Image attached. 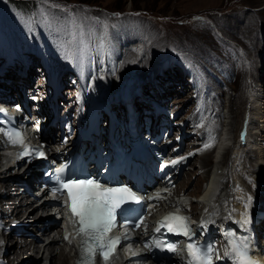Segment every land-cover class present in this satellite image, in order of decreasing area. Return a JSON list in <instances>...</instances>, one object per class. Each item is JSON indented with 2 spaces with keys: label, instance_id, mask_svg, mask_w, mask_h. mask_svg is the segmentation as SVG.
Returning <instances> with one entry per match:
<instances>
[{
  "label": "rangeland",
  "instance_id": "374dc122",
  "mask_svg": "<svg viewBox=\"0 0 264 264\" xmlns=\"http://www.w3.org/2000/svg\"><path fill=\"white\" fill-rule=\"evenodd\" d=\"M3 1H5L10 19L18 27L31 24L33 17H36V21H41L44 18L52 23H60L61 19L64 18V13H69L70 17L72 14L81 15L88 20L94 18L96 21L93 20L90 29L95 30L99 28V25L103 26L102 22L124 25V21H131L132 27H135L136 24L140 25L146 33L148 32V36H151L150 49L154 60H159L169 53H174L176 58H183L185 55L186 58H192L190 62L201 69L211 67V60L217 55H207L203 53L204 51H220L223 49L224 43L234 42L238 47L243 46L247 59L243 66L244 75L240 76L238 70L236 79L229 84L225 91L223 86L222 97L220 96L224 103L223 109H231V111L226 113L228 117H225V113L222 115V131L225 134L228 133L230 139L233 138L235 141L236 130L241 120L239 118L242 117L243 113L242 108L243 106L245 108L248 80H254V84L262 85L261 98L264 104V0H89L88 2L81 0H29L28 4L32 6L30 11L32 16L30 17L23 15V12L19 11L20 8L12 3V0ZM24 1L27 2V0ZM229 39L233 41L230 42ZM257 56L259 60H257ZM173 78L176 79V76ZM171 81L172 92L176 95V99L184 98V94H180L177 90L178 86L175 87L174 80ZM239 93L243 96L238 104L235 97ZM230 96L231 99L234 97L231 102L232 106H228ZM234 114L239 116L237 120L233 118ZM262 119L264 120V107ZM226 121L233 123L229 132L228 125H224ZM213 151L215 150H210L207 154L209 161L204 165L202 159L195 156L180 170L175 178L176 183L182 179L185 180L187 175L185 176L184 171L193 172L194 169L198 168L195 170L196 172L194 171L195 173L189 176V180L187 178L188 184H185V189L188 187V189L195 190L188 193V197L195 199L205 188L214 162ZM229 152L228 150L224 162ZM189 167L190 169H188ZM13 171L15 169L11 170V172ZM38 175L40 177L39 171ZM14 184L18 186L20 183ZM200 209V206L196 207V211ZM49 216L41 214L39 218L38 224L39 227L41 226V230L38 229V234L41 233L40 236H43L42 228L44 225L47 226L46 232L56 226L55 223L49 225L55 220L51 214ZM27 229L28 227H26V235L23 236L13 232L10 234L9 239L17 240V243L12 245V251L20 248L19 245L23 243L24 238L30 239L32 229ZM7 250H11V248L8 247ZM34 255L36 252L33 253L32 258ZM6 256H9V253ZM8 261L9 264L17 263L9 259ZM70 262L72 260L69 261V264Z\"/></svg>",
  "mask_w": 264,
  "mask_h": 264
},
{
  "label": "bare ground",
  "instance_id": "6f19581e",
  "mask_svg": "<svg viewBox=\"0 0 264 264\" xmlns=\"http://www.w3.org/2000/svg\"><path fill=\"white\" fill-rule=\"evenodd\" d=\"M257 47L259 46L257 45ZM13 84H14L13 81L10 82L9 84L5 81L0 82V86L6 88L9 87L12 88ZM165 90H168V92H172L171 84L165 87ZM255 92L256 95H254V92H251V96L255 98L254 119L252 122L254 124H257V126L261 128V134L259 133L257 134V136H253L251 134L252 133L251 130H249L248 136L249 138H252V140L248 141L247 145L243 146L241 149L228 148L231 150L228 153L225 162H224V157L228 149H225L223 152H220L215 148L212 149L215 150L213 151L214 152L213 166L211 167L212 169L205 184V188L202 190V192H200V194L195 199L190 198L189 204H191L193 207H195L201 202L202 207L207 206L206 210H212L216 215L220 213L223 207V199H224L222 198V196L227 193L228 188H226V186L219 181V178L220 176H222V171L224 170H231L232 176L233 173H235V171L232 170L231 163L238 160V158L237 156L231 157L232 151L235 153L237 152V150H240V157L243 159L242 163L244 167H246V164L249 163L248 167H251L253 169L252 172L255 173L256 176H259V174H261L260 176H262L263 174L264 177V168H263L264 166L262 167V165H264V123H263L264 120L262 119L264 104L262 103L261 105L260 100L262 99H260V94L257 91ZM242 96L243 95L239 93V95L235 97L238 104L241 101ZM246 98H247V94L245 95V100ZM232 99H234V97ZM232 99L230 96L228 99L229 102L228 106H232L231 105ZM176 101L178 103H181L182 106L187 103V101L186 102L183 101V98L176 99ZM229 111H231V109L228 110L223 109V112L225 114ZM242 111H244V106L242 108ZM234 115L235 116L233 118L237 120L239 116L236 114ZM225 117H228V115L226 114ZM230 121L224 122V125H228L229 127L228 132L233 126L232 125L233 123L231 124ZM47 128H50V126L47 125ZM225 135L227 136L228 140H230L228 133H226ZM260 137L261 139H259ZM55 140H56L55 137L51 138L52 142ZM234 142L235 141H232L233 145ZM209 151L210 150L208 149L202 154L197 155L199 158L202 159L201 161L203 165L209 161V156H207ZM229 159L232 160L230 163H229ZM38 165L39 164L29 163L27 165V168L24 169L23 174L18 175L20 173L21 168L18 167L15 172H9L11 171V168L14 167L13 162H11L7 158H4L2 154H0L1 213H3L7 217L11 216V219H9V221L13 219H17L19 221V225H16L18 229L13 233L20 236L26 235L27 233L26 227H28V229L29 228L32 229V234H33V235L31 234L30 239H26V238L23 239L24 241L22 244L19 245L20 248L18 250L15 249L12 251V245L15 244V242L17 243V240L9 239L10 238L9 232H2V236L0 237V256L9 259L12 262L16 261L17 264H69L70 260H72L70 264H74V254L71 253V247L66 249L65 243L61 242V232L59 231L58 233L54 232V229H57L59 226H55V228L50 229L49 231L46 232L47 226L44 225L42 228L43 236H40L41 233L38 234V229L41 230V226L39 227L38 224L41 214H45L48 217H50L49 215L51 214V217L53 216V218H56L55 211L53 212L50 207H47V201H45L47 195L46 191L44 189H41L39 186L36 187V185L39 183V177H38L39 175L37 171ZM261 168H263V170ZM188 169H190V167ZM197 169L198 168L194 169L193 172L184 171L185 176L186 175L188 176L185 177V180H187V178L189 180V176L195 173L196 172L195 170ZM14 173H16V175H14ZM178 173H174L172 178H176L178 176ZM20 179H23L24 183L16 186L14 182ZM185 180L182 179L181 181H178V183H176L174 187H171L172 194L173 192H175L178 198L180 199V201L183 200L185 201L186 199H189L188 193L195 191L190 188L188 189V187H186L185 189V184H188V180L187 181ZM225 184L227 185L226 182ZM32 189H34L33 192ZM260 189L259 191H257L259 205L264 204V186ZM158 209H161V207H159ZM54 223L56 224V220L51 222L49 225H52ZM257 229L259 233L264 234V219L263 221L258 223ZM250 241H251V237L249 234H247L245 242H250ZM8 247H10L11 250H7ZM35 252L36 255H34V257L32 258L33 253ZM7 253H9V256H6Z\"/></svg>",
  "mask_w": 264,
  "mask_h": 264
},
{
  "label": "snow or ice",
  "instance_id": "6c2138e0",
  "mask_svg": "<svg viewBox=\"0 0 264 264\" xmlns=\"http://www.w3.org/2000/svg\"><path fill=\"white\" fill-rule=\"evenodd\" d=\"M6 135L13 144L23 142L19 132H8ZM27 154H29V150L25 148L22 155ZM38 154L41 157L44 156L43 152H38ZM173 163H176V161H173ZM63 170L64 166H61V168L56 169V172L59 174ZM63 189L68 190L72 214L79 218L82 264L85 260L90 262L97 251L101 253L105 264H107L115 245L119 243V237L108 236V233L115 226L117 209H121V205L126 200H136V197L126 187L101 188L93 180L61 182L60 188L54 189V191L59 192ZM249 200H251V197H249ZM121 212H123V209H121ZM170 221L175 223H169ZM160 223L162 226H166L170 232L182 230L184 235L189 234L183 217L169 214ZM244 223H250V220L246 217ZM156 231H160V228L158 227ZM65 239H67V236ZM187 247L194 264H210V256L208 255L212 251L210 247L207 252H202L193 243H189ZM168 250L174 251V245L169 244ZM85 253L87 257H85ZM225 255L233 256L236 264H257L248 256L246 249L242 250L234 243L231 245V251L226 252Z\"/></svg>",
  "mask_w": 264,
  "mask_h": 264
},
{
  "label": "trees",
  "instance_id": "16d2710c",
  "mask_svg": "<svg viewBox=\"0 0 264 264\" xmlns=\"http://www.w3.org/2000/svg\"><path fill=\"white\" fill-rule=\"evenodd\" d=\"M81 1L82 2H88L89 0H81ZM12 3H15V6L19 7L20 9H23V10H28L29 11L31 9V7H32V6H30L28 4L29 0H27V2L24 1V0H12Z\"/></svg>",
  "mask_w": 264,
  "mask_h": 264
}]
</instances>
